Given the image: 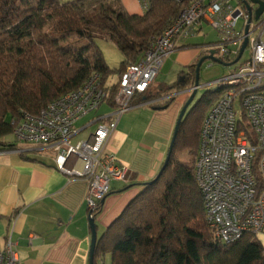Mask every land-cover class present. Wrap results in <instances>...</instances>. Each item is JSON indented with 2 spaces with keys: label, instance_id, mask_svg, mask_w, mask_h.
I'll use <instances>...</instances> for the list:
<instances>
[{
  "label": "trees",
  "instance_id": "16d2710c",
  "mask_svg": "<svg viewBox=\"0 0 264 264\" xmlns=\"http://www.w3.org/2000/svg\"><path fill=\"white\" fill-rule=\"evenodd\" d=\"M181 9L175 0H149V9L138 16L125 12L118 0H38L34 5L0 0V151L15 148L3 139L24 114L38 115L52 101L80 89L93 74L105 85L111 75L119 77L137 63ZM97 39L111 42L122 55L117 71L105 62ZM197 63L180 72L171 85L151 86L136 95L132 104L190 88ZM108 90L106 104L114 108L117 87ZM222 92H205L187 111L167 166L159 177L141 185L97 239L93 264H104L106 256L110 264H264L255 234L245 233L230 244L213 237L194 177L204 109ZM172 100L153 109L164 110ZM184 151L191 158L188 165L178 159ZM99 208L100 204L92 220Z\"/></svg>",
  "mask_w": 264,
  "mask_h": 264
},
{
  "label": "built area",
  "instance_id": "2783aa9c",
  "mask_svg": "<svg viewBox=\"0 0 264 264\" xmlns=\"http://www.w3.org/2000/svg\"><path fill=\"white\" fill-rule=\"evenodd\" d=\"M175 1L182 5L178 16L137 63L128 65L112 85H102L99 75L93 74L80 89L52 101L38 115L24 114L12 131L14 145L19 146L12 151L35 147L53 156L59 172L85 180V203L92 219L111 183L123 181L126 174V167L107 147L120 117L133 107L136 95L154 84L178 43L207 26L217 39L202 51L208 56L214 50V58L220 64H231L232 71L216 82L223 92L203 119L194 177L207 227L217 241L230 244L245 233L259 234L264 226V11L255 19L259 5L251 0ZM141 2L146 12L149 0ZM240 20L242 26L237 29ZM245 38L244 52L249 55L243 58V52L236 61ZM113 85L117 87L114 108L95 117L96 126L88 138L72 142L78 134L75 124L106 104ZM197 88L193 84L186 93ZM0 264H20L9 234L0 251Z\"/></svg>",
  "mask_w": 264,
  "mask_h": 264
},
{
  "label": "crops",
  "instance_id": "0c3cea01",
  "mask_svg": "<svg viewBox=\"0 0 264 264\" xmlns=\"http://www.w3.org/2000/svg\"><path fill=\"white\" fill-rule=\"evenodd\" d=\"M69 1L73 0H59L60 3ZM118 1L129 15L145 14L141 0ZM189 45L178 43L166 59L176 56L172 69L177 68L178 74L198 61L187 49H181ZM202 50L200 56L205 55ZM164 63L152 89L174 83L165 81ZM176 97L173 96L164 110L153 109L160 102L147 105L148 101H144L135 103L120 117L107 147L126 167V174L123 181L111 183L109 194L100 203L94 219L97 238L141 191V185L160 171L184 104ZM102 106L100 111L75 124L78 134L72 142L84 140L93 133L95 117L110 112L107 104ZM12 150L0 151V251L9 234L20 264H88L91 235L85 203L87 182L59 172L53 156L35 147L27 146L21 153ZM256 237L264 250V226ZM104 264H110L109 256L105 257Z\"/></svg>",
  "mask_w": 264,
  "mask_h": 264
},
{
  "label": "rangeland",
  "instance_id": "374dc122",
  "mask_svg": "<svg viewBox=\"0 0 264 264\" xmlns=\"http://www.w3.org/2000/svg\"><path fill=\"white\" fill-rule=\"evenodd\" d=\"M38 0H24V3L27 5H34L37 3ZM242 26V20L239 21L237 25V29H240ZM217 39L216 33L209 27L205 26L203 31H200L197 36L188 38L185 40V43H188L192 45L191 48L187 49V52L194 57L197 58L198 61L203 58L204 56H200L202 53L201 50L203 46L210 45V43H214ZM97 45L99 46L100 50L102 51L103 57L105 59V62L109 66L111 70H118L120 67V63L123 60L122 55L119 53V51L116 49V47L111 43L104 41L102 39H97ZM249 53L246 50L244 52L243 58L248 57ZM176 56L170 57L166 62L164 63V66L162 68V71L164 72V77L166 82H175L178 80L177 74L178 69L172 67L176 65ZM197 61V62H198ZM172 69V70H171ZM232 71V67H226L222 64L213 62V61H205L202 63L200 70H199V78H198V88L196 90V95L194 98V101L191 103L187 111L192 107L201 97L202 95L207 91H215L217 89L216 82L220 79L224 78L225 76L229 75V73ZM118 79V75L113 74L111 75L108 80L107 84L112 85L116 80ZM189 97L186 93H179L176 98H178L182 103L186 101V99ZM169 100V99H168ZM217 101V100H216ZM214 101L210 106L206 107L204 109V114L206 115L212 105L216 102ZM161 101L160 103H162ZM165 102V100H164ZM103 108L101 105L100 108ZM100 108L98 109L100 111ZM5 142L13 143L15 142L14 137L12 134L6 136L4 138ZM178 159L182 161L184 164L188 165L191 161V158L188 156V151H184L178 155ZM195 160V159H194ZM138 194V193H137ZM135 194L133 198L137 195ZM132 198V199H133ZM127 205V204H126Z\"/></svg>",
  "mask_w": 264,
  "mask_h": 264
},
{
  "label": "water",
  "instance_id": "95a60500",
  "mask_svg": "<svg viewBox=\"0 0 264 264\" xmlns=\"http://www.w3.org/2000/svg\"><path fill=\"white\" fill-rule=\"evenodd\" d=\"M253 3L255 4H258L259 5V8L256 10L255 12V19H258L259 16L262 14V12L264 11V3L259 1V0H251ZM247 34V30L245 31V35ZM246 44H247V38L244 39L243 41V44L239 50V53H238V57L236 59V61L241 57V55L243 54L245 48H246ZM214 55H215V51L214 50H211L209 52V55L208 56H204L203 58H201L198 63L196 64V68H195V81H194V86L195 87H198V78H199V70H200V67L202 65L203 62L209 60V61H213V62H216V63H219V61H217L215 58H214ZM235 61V62H236ZM223 66H230L231 64H222ZM186 93V90L182 91V92H179V93ZM187 94V93H186ZM195 95H196V90H194L192 93H190L189 97L187 98L186 102L183 104L182 106V109L180 111V114L178 116V119H177V122L175 124V128H174V131H173V135H172V138H171V141H170V145H169V148H168V152H167V155H166V158H165V161L160 169V171L158 172V175L157 177L160 176V174L162 173V171L165 169V167L167 166L168 164V161L170 159V155H171V152H172V147H173V144L175 142V139H176V136H177V133H178V128H179V125L182 121V118L186 115L187 113V109L189 108V106L191 105V103L194 101V98H195ZM89 222V227H90V235H91V242H90V250H89V261H88V264H93V259H94V251H95V247H96V244H97V233H96V228H95V225H94V220L92 219H89L88 220Z\"/></svg>",
  "mask_w": 264,
  "mask_h": 264
},
{
  "label": "flooded vegetation",
  "instance_id": "af4514ba",
  "mask_svg": "<svg viewBox=\"0 0 264 264\" xmlns=\"http://www.w3.org/2000/svg\"><path fill=\"white\" fill-rule=\"evenodd\" d=\"M206 56V55H205Z\"/></svg>",
  "mask_w": 264,
  "mask_h": 264
}]
</instances>
